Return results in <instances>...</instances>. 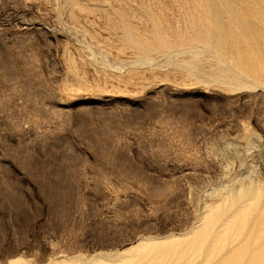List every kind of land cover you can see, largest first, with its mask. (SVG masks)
<instances>
[{
    "label": "rangeland",
    "instance_id": "374dc122",
    "mask_svg": "<svg viewBox=\"0 0 264 264\" xmlns=\"http://www.w3.org/2000/svg\"><path fill=\"white\" fill-rule=\"evenodd\" d=\"M0 264H264V0H0Z\"/></svg>",
    "mask_w": 264,
    "mask_h": 264
}]
</instances>
